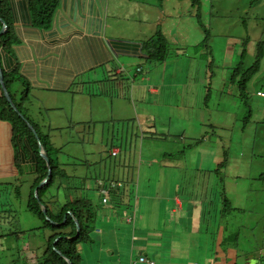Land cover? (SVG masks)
<instances>
[{
    "label": "crops",
    "instance_id": "crops-1",
    "mask_svg": "<svg viewBox=\"0 0 264 264\" xmlns=\"http://www.w3.org/2000/svg\"><path fill=\"white\" fill-rule=\"evenodd\" d=\"M8 2L13 35L17 39L10 48L12 68L15 67L21 77L11 87L13 95L16 94L15 86L25 80L28 88L43 92L76 93L93 98H107L111 102L116 100V108L112 109L107 120L125 121L131 118L130 104H127L126 98L131 97L132 91L136 101L144 102L140 113L146 119L152 113V107L160 109L155 100L162 89H174L175 82L170 73L181 71V76L186 77L187 85L184 87L188 92L184 88V105L176 109L193 107L195 118L174 122L170 120L174 134L158 127L161 120L144 121L139 125L153 128L150 135L149 131L142 129V138L145 135L155 141L165 138L167 145L179 149L189 143L191 145L188 148L193 155L174 158L182 155L181 149L177 154L163 152L161 161H146L145 166L149 167L143 173L142 178L145 180L138 177V192L133 198L129 192L128 195L116 192L121 184L130 190L129 182H104L109 186L107 188L102 185V188L107 189V202H102L98 191L99 203L95 209L92 205L90 207V218L96 220L97 225L92 230L87 228L84 239L77 243L75 248L79 257L76 264H147L141 262L140 258L153 264H264V211L260 214L263 221L262 232L255 235L254 230L246 226L250 234L248 240L243 241L239 229L234 230L232 222L235 219L227 223L228 217L235 212L244 213L247 207L241 198V184L221 178L219 166L223 161L226 162V147L221 148L222 143L218 139L216 150L214 145L204 146L202 141L204 126L214 124L206 123L203 116L206 88L210 85L212 74L209 64L195 65L192 68L186 63L196 59L204 60V55L207 56L205 60H209L207 48L201 49L200 46L204 33L194 16L191 2L60 0L47 27L32 24L27 0ZM158 30L171 48L175 49L170 53L169 59L172 54H176V60L185 62L179 66L181 68L177 66L171 71L166 69L163 72L151 65L153 69H149L138 81L134 80L137 84L134 81L133 84L125 82V78L131 76L129 64L134 62L137 65L136 73L137 68H141L144 57L130 54L123 47L127 48L126 44H141ZM0 62L2 68L11 70L8 69L9 61L5 54L0 57ZM167 63L164 62V65ZM169 63L168 67H171L172 64ZM153 71L158 75L157 80L150 78ZM22 86L25 87L23 84ZM175 90H178L177 87ZM171 93L167 91L165 101H172ZM158 130L166 132L168 137H158ZM133 131L135 130H132L126 143L106 146L103 152L108 148V156L116 157L123 151L129 156L133 153V138L137 139L136 132ZM168 156L173 157V160ZM20 158L21 175L15 166L11 130L6 123L0 121V187L11 189V193L15 192L11 203L7 200L3 203L0 198V206H10L8 209L0 208V264H70L57 251L56 254L62 261L55 257L51 248L60 238L70 241L79 232L76 228V234L72 236L68 234L70 226L62 229L46 227L41 219L27 209L28 193L34 177V160L27 149L20 153ZM152 163H155V168H150ZM261 163L264 165L262 161ZM187 169H192L193 174H199V177L193 176L195 182L180 175L173 180V174ZM122 175L129 177L123 173ZM252 175L253 171L250 169L245 176L250 179ZM28 179L27 196L16 194V189L20 193L21 185ZM97 181L101 180L97 179L95 182ZM211 182H216L213 191L208 187ZM130 183L133 187L134 179ZM246 184L252 185L251 190L254 192L256 189L264 191V182L261 180ZM218 187L221 188L220 192ZM75 196L65 197L63 203L57 202L56 206L52 205L55 200L45 198L44 202L52 214L56 215ZM78 197L90 202L80 191ZM259 205L264 207L263 198ZM42 207L41 205L40 209ZM66 214L70 215V212L67 211ZM66 214L60 223L50 219L48 222H53L54 226H63ZM59 232L63 233L62 236H56L51 243L52 237L59 235Z\"/></svg>",
    "mask_w": 264,
    "mask_h": 264
},
{
    "label": "rangeland",
    "instance_id": "rangeland-1",
    "mask_svg": "<svg viewBox=\"0 0 264 264\" xmlns=\"http://www.w3.org/2000/svg\"><path fill=\"white\" fill-rule=\"evenodd\" d=\"M194 11L196 12V10ZM199 14L200 23L208 31L205 45L202 44L205 34H202L201 49L207 48L209 60L206 61L205 57L207 56L204 55V60L196 59L186 63L193 66L192 68L209 64L212 74L210 85L206 88V96L203 93L202 97L205 96L204 120L206 123L213 122L214 124L208 123L207 127L204 126L202 141L204 146L212 147L214 145L216 150L218 139L222 143L221 148L226 147L227 156L226 162H224L226 164L220 169L221 178L241 184V198L244 206L247 207L244 213L235 212L228 217L227 223L230 222L229 220L235 219L232 222L234 230L239 229L241 239L247 241L250 233L247 232L246 226L250 227L252 231L254 230L255 235H258V232H262L261 225L263 224L260 214L264 211V207L259 205V202L261 198L264 199V191L256 189L254 192L251 190L252 185L246 183L259 181V173L264 172V165L261 163L262 161L264 164V96H261L264 94V45L262 46L260 69L247 85V98L239 97L237 86L229 82V77L241 61V54L244 52L243 67L251 66L258 51V43L264 42V0H199ZM126 25L130 27L129 24ZM171 51H174V47ZM179 58L181 59V57ZM176 59L178 56L172 54L166 65L163 63V65L154 66H157L159 72L166 69L171 71L177 66L181 68L179 66L185 61L181 63ZM169 62L172 64L171 67H168ZM184 65L186 66V64ZM150 66L142 62L141 72L135 73L137 65L131 62L128 69L131 78H134H130V83L132 80L138 81L146 70L154 68ZM183 70L185 73L186 68ZM181 74V71L176 74L170 73L175 82L174 89H162L158 98L154 99L155 103L160 105V109L152 107V113L148 114L146 119H143L144 115L140 113L144 102L136 101L131 91V97L126 98L127 104H130L131 118L125 121L107 120L112 109L116 108V100L111 102L107 98H93L85 94H56L33 88L24 87V89L22 84H17L14 95L16 103L22 102L27 108L26 115L32 122L38 124L42 134L49 138V142L57 151L58 162L64 166L66 174L72 180V189H66L65 187H70V185H66L62 186L63 188H58L59 191L55 192L56 188L53 187L49 189L47 197H55L51 200L59 199L57 202L62 204L64 198L69 197L71 192L74 193L72 196H75L77 191L75 188L80 187V193L90 200L93 209H95L100 199L98 193L100 186H97L95 182L97 179L105 183L108 181H121L123 184L129 182L130 190L120 183L121 186L116 192H122L124 195H128L129 192L133 198L138 192V179L145 180L142 178L143 173L149 167L145 166L146 161H161L163 152L177 154L181 149H183L182 155H176L174 158L193 155L192 150L188 148L191 145L189 143H185L179 149V147L167 145L164 141L165 138L158 141L147 137V135L142 138V129L149 131L150 135L153 128H147L144 124L139 125L144 121L161 120L162 126L158 123V127L165 128L169 130L170 134H174V129L170 127V120L174 122L175 120H193L195 118L193 107L176 109L184 105L185 89L188 92V89L184 87L187 85L185 84L186 77ZM157 77L158 75L153 71L150 78L157 80ZM169 80L171 83L170 78ZM137 81L134 83L137 84ZM167 91L172 92L170 94L172 101H165ZM133 129L137 135V139L133 138V143H131L133 153L126 156L123 151L118 156L112 157L107 155L108 148H105L106 150L103 152V148L106 146H119L121 142L126 143V139L130 137ZM157 133L158 137H168V134L161 130H158ZM171 137L173 138V136ZM167 158L173 160V157L168 156ZM155 166V163H152L150 168H155ZM250 169H252L253 175L248 179L245 175ZM191 170L176 172L173 174V180L180 175L186 177L188 181L191 179L192 182H195L193 176L199 177V174H193ZM196 172L194 171V173ZM122 173L129 177H124ZM133 179L132 187L130 180ZM29 182L30 179L21 185L20 195L27 196ZM62 183L64 184L63 181ZM105 183L102 184L103 187L109 188ZM215 183L208 184L210 191L215 190L213 189ZM0 188V198L3 200L1 202L5 203L7 200L11 203L15 192L11 193V189ZM218 191H221L220 187H218ZM113 196L114 194L111 197ZM9 207V205L0 206V208L6 209ZM86 225L92 230L97 222L91 218Z\"/></svg>",
    "mask_w": 264,
    "mask_h": 264
},
{
    "label": "trees",
    "instance_id": "trees-1",
    "mask_svg": "<svg viewBox=\"0 0 264 264\" xmlns=\"http://www.w3.org/2000/svg\"><path fill=\"white\" fill-rule=\"evenodd\" d=\"M59 1L60 0H27L29 7L28 11L30 14L32 24L38 27H47L52 19L54 12L59 6ZM189 1L191 2L192 8L196 10V12L194 11V16L199 26L202 28L203 33L205 34V38L202 40V44L205 45L207 39L206 37L208 36V31L200 23L199 0H189ZM0 18L6 23L7 26V30L5 34L0 36V57L4 54L7 56V59L9 61L8 69H11L9 71L1 67L3 73V82L7 89V92L9 93L12 101L14 102L18 110V113H20L23 116L26 122L24 121L23 118L20 117V115L17 112H15L11 108L6 98L4 97L1 89H0V121L6 123L11 130V146L14 152L15 166L20 172L19 175H21L20 153L26 152L27 149V152L32 153L33 156L34 177L28 193L27 209L30 212H32L34 215H36L39 219H41L46 227H50L51 229H62L66 226H70L71 231L68 234L72 236L76 234V226L74 220H76L79 223L80 230L78 236L75 239L68 241L65 240L64 238H60L59 240L56 241L54 247L51 248L52 249L51 253L59 260H61V258L60 256H57L58 254H56V251L61 252L62 257L68 260L70 264H76L79 256L76 252L75 247L79 241L84 239L86 229L88 228V226L85 223H87V221L91 219L90 218L91 204L89 201L87 202L78 197L79 191L81 192L80 187L77 189L75 188V190H77L76 191L77 195L75 196V199L71 202L68 201V203L64 205V207L62 208V211L57 213L56 215L52 214V212L49 210L48 206L44 202L45 201L44 199L48 198L47 194L50 188L54 187L56 188L54 189L55 192H58L59 191L58 188H63L62 186L70 185V187H65L66 189L70 190L72 189L71 185L73 184L70 177L66 174L64 166L58 162L57 151L49 142V138L46 135H43L39 125L32 122L31 119L26 115L27 112L26 109L22 106L23 105L22 102L19 104L15 102L14 95L11 92V87L15 82L17 83L18 81H20L21 77L18 76L16 68L15 67L12 68L13 61L11 58L10 48L12 44L17 41V39L16 36L13 35L11 9L8 0H0ZM1 26L2 25L0 24V28ZM263 45H264L263 41L258 43L257 45L258 51L256 53L255 60L252 63V65L247 68L243 67V60H242V57L244 56V52H243L241 54V61L237 64L233 72L230 74L229 82L237 86L239 97L242 99L247 98L246 95L247 85L260 69V60L262 58ZM200 46L202 47L201 43ZM126 47L127 48L125 47L123 48L125 50L128 49L130 54L141 55L142 57H144L142 62L153 66L157 64H163L164 62H166L170 57V53L172 52L171 51L172 48L169 45L167 39L159 30L156 31L151 37L141 42V44H136V43L126 44ZM137 69L138 71L136 73H140L141 68H137ZM147 71L148 70L145 71V74ZM130 78L131 76L125 78L124 81L125 82L130 81ZM22 84L26 88H28V84L25 80H22ZM29 125L32 126L33 130L38 135L40 139V143L43 149L45 150V152L47 153L49 159V166H47L46 162L39 155L38 143L33 134V131L29 128ZM224 162L225 161H223L220 164L219 166L220 169L224 167L225 165ZM48 168L51 169V174L49 176L47 184L38 188L36 191L37 198L40 201L39 204L37 198H35L34 196L35 195L34 189L39 185L40 182H42L47 177ZM258 180L264 181V173L258 176ZM62 181L64 182V184L62 183ZM101 182L102 181H97L96 185L100 186L101 189H104L102 188V184H104V182L103 183ZM16 194L20 195L18 188L16 189ZM73 194L74 193L71 192V195L68 196H72ZM52 198L55 197H51L48 199L51 200ZM53 202L54 203H52V205L56 206L57 199H55V201ZM41 205L46 209V216L43 215L40 209ZM67 211H69L71 214L67 215L66 214ZM65 214H66L65 216L66 222L64 223L63 226L62 225L54 226L45 220V217H48L50 221L60 223L63 221V217ZM61 234L63 233L59 232V235H54L52 237L51 243L56 238V236H62ZM63 263L67 264L66 262Z\"/></svg>",
    "mask_w": 264,
    "mask_h": 264
},
{
    "label": "water",
    "instance_id": "water-1",
    "mask_svg": "<svg viewBox=\"0 0 264 264\" xmlns=\"http://www.w3.org/2000/svg\"><path fill=\"white\" fill-rule=\"evenodd\" d=\"M0 24L2 25L1 28H0V36H1V35L5 34V32H6V30H7V26H6V23H5L1 18H0ZM0 89H1V91H2V93H3V95H4V97L6 98L7 102H8L9 105L11 106V108H12L15 112L18 113V110H17V108H16L14 102L12 101V99H11V97H10L9 93L7 92V89H6L5 85H4V82H3V73H2V69H1V64H0ZM18 114L20 115L21 118H23V116H22L20 113H18ZM23 119H24V118H23ZM24 121H25V119H24ZM25 122H26V121H25ZM29 128L33 131V134H34V136H35V138H36V141H37V143H38V148H39V155H40V157L46 162L47 166H49V159H48L47 153H46L45 150L43 149V147H42V145H41V143H40V139H39L38 135H37L36 132L33 130V128H32L31 125H29ZM50 174H51V169L48 168V175H47V177H46L42 182H40L39 185L34 189V193H35L34 196H35V198H37V194H36L37 189L47 184V181H48V179H49ZM37 200H38V198H37ZM41 210H42L43 215L46 216V209H45L44 207H42ZM70 214H71V213H70ZM45 218H46L47 221H49V218H48V217H45ZM51 223L54 224L53 222H51ZM74 223H75V225H76L77 232H79V230H80L79 223H78L76 220H74ZM57 253H58L59 255H61V253H60L59 251H57Z\"/></svg>",
    "mask_w": 264,
    "mask_h": 264
},
{
    "label": "built area",
    "instance_id": "built-area-1",
    "mask_svg": "<svg viewBox=\"0 0 264 264\" xmlns=\"http://www.w3.org/2000/svg\"><path fill=\"white\" fill-rule=\"evenodd\" d=\"M261 96H264V94H261ZM99 193L101 194V199H102V202L103 203H106L107 202V189L104 188V189H99ZM141 262H146L147 264H153L152 262L150 261H145L144 258H140L139 259Z\"/></svg>",
    "mask_w": 264,
    "mask_h": 264
}]
</instances>
